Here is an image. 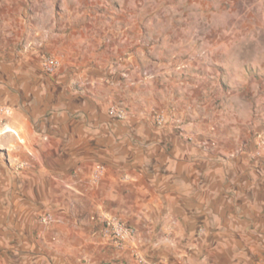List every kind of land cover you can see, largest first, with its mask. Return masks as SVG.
Listing matches in <instances>:
<instances>
[{
  "label": "crops",
  "instance_id": "1",
  "mask_svg": "<svg viewBox=\"0 0 264 264\" xmlns=\"http://www.w3.org/2000/svg\"><path fill=\"white\" fill-rule=\"evenodd\" d=\"M57 2L0 0V264H132L134 242L157 264H264L253 105L207 72L206 47L184 55L127 10ZM105 215L135 229L124 249L101 235Z\"/></svg>",
  "mask_w": 264,
  "mask_h": 264
},
{
  "label": "rangeland",
  "instance_id": "2",
  "mask_svg": "<svg viewBox=\"0 0 264 264\" xmlns=\"http://www.w3.org/2000/svg\"><path fill=\"white\" fill-rule=\"evenodd\" d=\"M55 1L58 6L60 0ZM80 1L82 6L90 8L94 5L108 7L113 11L114 20L121 18L120 10H127L128 24H141L145 39L150 43L153 38L160 46L176 42V46L184 47V55L189 51L199 54L206 47L207 72L224 75L221 89L231 90L233 98H247L256 109L253 110L255 117L264 121V0ZM182 65L184 71L188 66L190 70L195 69L188 62ZM210 81L209 78L208 83ZM155 111L159 110L151 113V120ZM134 243L131 245L132 264L137 253L150 259V255L140 253Z\"/></svg>",
  "mask_w": 264,
  "mask_h": 264
},
{
  "label": "built area",
  "instance_id": "3",
  "mask_svg": "<svg viewBox=\"0 0 264 264\" xmlns=\"http://www.w3.org/2000/svg\"><path fill=\"white\" fill-rule=\"evenodd\" d=\"M60 60L55 55H42L40 59V66L42 70L50 76L55 75L60 69ZM108 114L116 120L125 119V112L118 106L112 105L108 109ZM152 120L157 126H162L166 122L165 115L161 112L155 111L152 114ZM51 220L49 214H44L40 217L41 223H48ZM101 235L103 238L109 240L114 246L119 249H124L126 245L132 241L135 235V229L125 223L121 218L113 215H105L100 218ZM134 264H157L148 261L141 254L134 255Z\"/></svg>",
  "mask_w": 264,
  "mask_h": 264
}]
</instances>
